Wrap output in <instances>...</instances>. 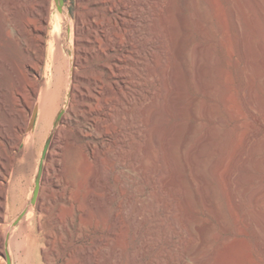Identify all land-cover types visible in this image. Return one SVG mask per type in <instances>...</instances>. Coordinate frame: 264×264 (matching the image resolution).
<instances>
[{"label":"bare ground","instance_id":"6f19581e","mask_svg":"<svg viewBox=\"0 0 264 264\" xmlns=\"http://www.w3.org/2000/svg\"><path fill=\"white\" fill-rule=\"evenodd\" d=\"M181 1L184 3H181L182 6L196 3L197 20H210L208 0ZM253 1L257 6L264 4V0ZM77 2L78 11L73 16L70 5L64 0H0V264H4V261L12 264L11 258L16 257L17 260H23L25 252L19 253L15 247L21 237L31 238L34 234L33 227L44 230L36 217V211H39L38 215L40 212H48L50 205H54V213L49 217L52 230L47 228L48 231L42 237L53 246L54 238L59 234L65 233L68 236L66 249L69 255L64 264H102L103 260L119 264V259H122L124 251L120 250L122 247L118 248V243V249L110 246L112 249L109 248V252L103 251L105 254H102L99 253L101 250H96L98 247L95 248V245L81 242L85 233L80 226L82 222L79 224L78 221L79 199L76 200L71 189L62 187L51 176V171L57 173L62 169L60 153L67 140L81 145L83 162L79 170L85 171L88 178H84L89 180L92 188L103 176L99 174L105 165L100 159V153L98 154L103 143L97 142L95 138L117 133L119 151L112 157L120 172L127 162L126 153L130 150V145H135L132 146L135 149L133 151L140 157L144 151V137H152L157 144L164 140L163 137L169 140L168 143L171 141L176 146H181L184 151L190 148V154L187 151L186 155H191L190 162L195 177L206 192V199L209 200V196L217 192L216 186L206 176L209 173L216 178L217 168L223 162L220 156H214L210 150L215 135L209 132L193 144L198 131L196 124L184 129L175 122L176 124L163 128L172 118L185 115L186 110L196 117L195 105L189 107L185 102L187 80L192 73L195 74L196 83L205 90L209 70L212 71L208 65L212 57L209 46L193 43L191 38L180 40L178 31L176 33L178 24L186 29L184 9L179 7L176 0ZM249 64L254 66L252 62ZM64 74L65 92L56 108L62 94L61 80ZM250 79L243 91V98L245 104L253 110L257 104L255 105L256 101L252 96L254 79ZM196 107V111L199 109L205 116L210 110L207 104ZM37 114L42 121L50 115L51 128L38 167L32 195V198L35 197V207H32L23 200L19 203L16 201L11 194L10 177L16 159L14 150L21 144L24 132L33 126ZM81 116L88 119V124L80 123L75 126L74 131H67ZM147 130L151 136L146 134ZM255 135L252 132L247 138L248 155L240 156L243 164L255 163ZM131 136L133 141H130ZM85 138L87 140L83 142ZM147 142L152 144L151 140ZM217 149L222 152L224 146H217ZM166 153L168 155L170 152ZM91 160L97 162L93 168L90 166ZM141 163L143 164L142 161ZM143 169L140 168L142 171ZM47 183L53 188L51 195L46 192ZM94 191H90L87 196L90 202ZM131 197L126 195L125 199ZM65 206H68V212L63 215L61 209H65ZM22 209L25 210L16 216ZM140 216L138 213L137 218ZM113 221V224H118V217L115 216ZM15 222H19V225L16 226ZM110 233L109 240L112 238ZM202 237L206 243L208 238L205 230L202 231ZM95 239L94 243L100 238ZM106 244L109 245L108 242ZM142 256L139 253V257ZM156 257L166 259H153L144 263L177 264L165 252H157ZM42 258L46 264H52L46 251L42 252ZM197 263L207 264L199 260Z\"/></svg>","mask_w":264,"mask_h":264},{"label":"rangeland","instance_id":"374dc122","mask_svg":"<svg viewBox=\"0 0 264 264\" xmlns=\"http://www.w3.org/2000/svg\"><path fill=\"white\" fill-rule=\"evenodd\" d=\"M64 1L70 5L71 13L75 16L78 11L77 0ZM176 1L184 9L187 19L186 29L178 24L176 33L178 31L179 36H176L180 40L191 38L193 43L209 46L212 57L208 65L212 71L209 70L208 86L205 90L196 83L195 74L192 73L187 80L185 102L189 107L195 105L196 117L186 110L185 115L172 118L163 128L178 123L186 129L196 124L198 131L193 144L209 132L215 135L210 150L214 156H220L223 162L217 168L216 178L209 173L206 176L216 186V194L209 196V200L206 199V192L196 179L190 162V148L187 149V156V151L181 146H176L171 141L168 143L169 140L163 137V143L160 141L159 145L152 137H144L143 142L146 147L148 144V150L145 146L143 150L148 153L143 151L144 154L141 153L140 157L133 151L135 145H130L122 172L115 166L112 157L119 151L118 134L96 137L97 142L103 143L98 154L100 153V159L105 164V168L101 169L103 171H100L104 174L99 176L105 177L98 179V184L93 187L95 191L89 180L85 179V171L80 169V173L79 170L83 162L81 145L67 140L60 153L62 173L51 171V176L62 187L71 189L76 200L79 199L77 204L80 206L78 212L81 218L78 221L79 224L82 222L80 226L85 233L81 242L95 245V248L98 247L96 250H101L98 252L102 254L107 253L109 248L116 249L119 245V249L127 248L120 249L125 255L121 256L119 264H137V261L145 264L153 259L165 261V257H156L159 251L172 257L177 264H198L197 260L207 264H264V4L257 6L253 0H208L210 20L199 21L195 17L196 3L182 6L181 0ZM250 78L254 79L252 96L257 102L254 101L257 105L253 110L245 104L243 98V91ZM61 92L56 108L65 92V74L61 80ZM198 103L210 107L206 116L199 109L196 111V106H200ZM50 118L48 115L42 121L37 114L33 126L24 132L21 144L14 150L16 159L10 177L11 194L18 203L23 200L35 207L31 199L37 182L39 163L49 139ZM85 118L81 116L67 131H74L77 124H88V119ZM148 131L146 134L151 136ZM252 132L257 135L255 163L243 164L240 156L248 155L246 143ZM132 139L134 138L130 141ZM86 140L87 138L82 141ZM148 140L153 143L150 144ZM220 145L224 146L222 152L217 149ZM166 152H170L169 156L172 153L173 158L165 155ZM94 165H97L96 160H91L90 166ZM87 188L88 191H94L91 202L87 197L90 192ZM45 189L47 194H53L49 183L45 184ZM126 195L132 196V199L127 201ZM53 206L50 205L48 212H40L39 215V211H36V217L44 230L33 227V237H21L15 250L19 253L25 252L23 260H17L18 257L16 260L11 258L10 263L46 264L42 258L43 251L47 252L52 264L65 263L69 255L66 249L68 236L65 233L59 234L54 238L53 246L42 237L46 231L52 230L49 221L54 213ZM24 210L19 211L16 216ZM61 211L63 215L66 214L68 206ZM138 213L141 214L139 219ZM115 216L118 217L119 225L113 224ZM15 225H19V222H15ZM203 230L208 238L206 243L202 237ZM109 233L112 237L110 240ZM94 237L100 239L96 240ZM99 241L105 244L108 242L109 245L106 244L103 249L105 244ZM139 253L143 256L139 257ZM105 262L103 260L102 264ZM4 264L9 263L4 261ZM105 264L112 263L108 261Z\"/></svg>","mask_w":264,"mask_h":264},{"label":"water","instance_id":"95a60500","mask_svg":"<svg viewBox=\"0 0 264 264\" xmlns=\"http://www.w3.org/2000/svg\"><path fill=\"white\" fill-rule=\"evenodd\" d=\"M34 199H35V197H33V198H32V200H31V202H32V203H34V202H35V201H34Z\"/></svg>","mask_w":264,"mask_h":264}]
</instances>
